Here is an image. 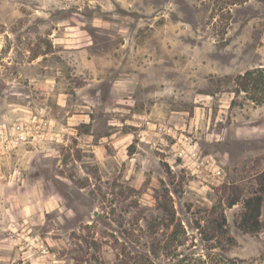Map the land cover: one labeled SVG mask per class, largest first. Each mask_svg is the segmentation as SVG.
Masks as SVG:
<instances>
[{
  "label": "rangeland",
  "instance_id": "obj_1",
  "mask_svg": "<svg viewBox=\"0 0 264 264\" xmlns=\"http://www.w3.org/2000/svg\"><path fill=\"white\" fill-rule=\"evenodd\" d=\"M263 65L264 0H0V264H264Z\"/></svg>",
  "mask_w": 264,
  "mask_h": 264
},
{
  "label": "trees",
  "instance_id": "obj_2",
  "mask_svg": "<svg viewBox=\"0 0 264 264\" xmlns=\"http://www.w3.org/2000/svg\"><path fill=\"white\" fill-rule=\"evenodd\" d=\"M235 93L240 94L245 92L250 94L248 99L256 104L264 102V65L247 70L243 74H239L236 79ZM236 104L235 99L231 101V106ZM258 187L254 195L245 200V211L241 216V221L238 223L239 227L248 233H257L264 226L260 219L261 209L264 204V171L257 175ZM240 195L230 201V206L236 204L240 199ZM222 220L225 222L224 217ZM220 221L217 226L220 228ZM230 239V237H229Z\"/></svg>",
  "mask_w": 264,
  "mask_h": 264
}]
</instances>
